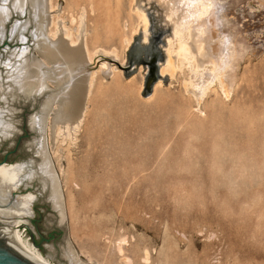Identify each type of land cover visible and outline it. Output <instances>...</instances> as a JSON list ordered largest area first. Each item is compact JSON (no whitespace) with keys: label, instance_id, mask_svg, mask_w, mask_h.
Listing matches in <instances>:
<instances>
[{"label":"rangeland","instance_id":"rangeland-1","mask_svg":"<svg viewBox=\"0 0 264 264\" xmlns=\"http://www.w3.org/2000/svg\"><path fill=\"white\" fill-rule=\"evenodd\" d=\"M157 1H47L46 37L81 32L94 54L88 69L98 71L102 62L115 69L95 75L85 116L72 131L52 127L51 82L38 94L8 89L12 55L26 49L41 59L32 14L12 12L0 30V165L20 170L14 198H31L24 236L53 264H70V251L83 263L120 264V240L133 264H142L145 252L150 264H264V10L246 8L264 0L223 1L245 48L233 63L230 99L209 93L200 116L184 91L185 69L160 77L172 27ZM112 52L115 59L103 55ZM151 71L163 89L149 100ZM41 150L63 219L52 205Z\"/></svg>","mask_w":264,"mask_h":264},{"label":"bare ground","instance_id":"bare-ground-1","mask_svg":"<svg viewBox=\"0 0 264 264\" xmlns=\"http://www.w3.org/2000/svg\"><path fill=\"white\" fill-rule=\"evenodd\" d=\"M9 1L10 8L6 5ZM47 1L0 0V30H3L12 12L23 14L25 9L29 10L34 23L35 45L41 56L40 60L29 57L26 49L18 54L15 53L16 55H12L6 65V79L10 82V87L8 86L10 91L16 90L21 93L33 91L38 94L46 88L47 82L54 84L57 91L48 102L56 105L52 127L56 131L63 129L72 131L79 128L85 116L86 102L91 94L95 75L101 73L103 76H109L115 74V69L107 66L104 62L98 64V71L92 72L88 69L94 54L89 52L84 40L82 41L84 35L81 36V32L75 39H71V34L61 29L59 33L57 31L59 35L51 40L48 39L46 29L49 25L48 21L45 20V14L48 10ZM223 1H157L165 8V17L172 27V34L165 40L163 52L165 61L163 64L161 63L159 68L160 77L169 76L172 79L176 71L185 69L187 79L184 82V91L195 101L197 107L195 111L199 113V116L203 115L199 110V105L209 93L219 96L224 101L230 99L234 77L233 63L237 57H240V52L245 48L240 45L242 40L238 39L237 33L231 28L229 23L231 20L225 11L228 7H224ZM246 6L248 10H264L262 4L252 6L247 3ZM134 14L142 25V31L145 34L148 24L143 11L137 6ZM78 22L80 23V21ZM223 28L225 32H222L221 29ZM259 46L260 51L264 52V47L261 44ZM112 53H110L111 55L103 53V55L115 59L114 53ZM162 89V82L158 80L153 87L149 100L153 99ZM34 123L40 127L42 122L37 119L34 120ZM40 155L43 160L42 172L51 183L53 208L59 212L60 218L63 219L64 213L59 202L55 174L49 167V160L44 150L40 151ZM19 173L18 167L0 165V199L16 209L18 220L15 226H27L31 216V198L11 199V194L19 181ZM11 235L18 245L33 258L42 264H53L32 246L22 230L14 227L11 230ZM125 246H127L125 240H120L116 244V253L121 257L120 264H133L132 259L124 256ZM67 257L70 264H95L91 258L88 259V262H81L71 251L67 253ZM142 264H150L149 254L146 252L142 258Z\"/></svg>","mask_w":264,"mask_h":264},{"label":"water","instance_id":"water-1","mask_svg":"<svg viewBox=\"0 0 264 264\" xmlns=\"http://www.w3.org/2000/svg\"><path fill=\"white\" fill-rule=\"evenodd\" d=\"M156 71L155 73H157ZM154 72L151 71L152 78L147 79L144 89L150 91L156 84L157 80H153ZM15 196L11 194V199ZM18 220L16 209L7 202L0 199V264H42L31 255L26 253L15 241L11 235V230L17 227L18 230H30L27 226H15ZM24 233V232H23ZM32 246L40 252L39 245L32 240Z\"/></svg>","mask_w":264,"mask_h":264}]
</instances>
